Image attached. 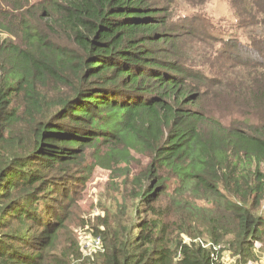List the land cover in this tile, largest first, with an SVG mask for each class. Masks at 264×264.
Listing matches in <instances>:
<instances>
[{
    "label": "trees",
    "instance_id": "trees-1",
    "mask_svg": "<svg viewBox=\"0 0 264 264\" xmlns=\"http://www.w3.org/2000/svg\"><path fill=\"white\" fill-rule=\"evenodd\" d=\"M177 1L0 0V264L79 252L68 180L89 147L113 175L148 159V217L100 231L96 264L246 263L264 246V0H229L230 30L207 0L174 20Z\"/></svg>",
    "mask_w": 264,
    "mask_h": 264
},
{
    "label": "rangeland",
    "instance_id": "rangeland-1",
    "mask_svg": "<svg viewBox=\"0 0 264 264\" xmlns=\"http://www.w3.org/2000/svg\"><path fill=\"white\" fill-rule=\"evenodd\" d=\"M187 2L188 0H178L175 3L174 20L177 19L181 11L190 9ZM201 3H203L201 6L195 8L203 10L205 17H209L210 20V17H216L214 23L217 29H232L230 27L235 23V9L229 0H207ZM66 41L64 40L63 44ZM100 148L102 149L104 146ZM94 154L95 150L89 147L85 156L81 158V162L72 171L73 176H81L82 179L72 177L68 180V189L77 199L76 206L72 211L74 216L69 225L74 234H72V238H75L78 243L79 252L71 253L67 258L61 260V264H96L105 248L103 235L101 236V245H97L94 241L95 237L100 236V231L112 232L129 227L133 230L137 221L148 217L146 206L143 202L140 203L135 195L136 186L134 183V178L146 167L148 159L135 154L137 162L130 166L131 172L118 169L117 174L113 175L111 171L96 165ZM85 176H87V180H83ZM105 223H108V226H105ZM182 237L185 242L191 241V237L184 233ZM200 240L209 241L207 236H202L196 241L200 242ZM209 244L211 243H206L205 247H212ZM68 246L73 248L72 250H76L74 245L68 244ZM238 259L237 254L227 249H224L220 255L221 264H264L263 243L259 241L255 243L252 256L246 263H239Z\"/></svg>",
    "mask_w": 264,
    "mask_h": 264
},
{
    "label": "built area",
    "instance_id": "built-area-1",
    "mask_svg": "<svg viewBox=\"0 0 264 264\" xmlns=\"http://www.w3.org/2000/svg\"><path fill=\"white\" fill-rule=\"evenodd\" d=\"M94 241H95V243H97V245H101L102 244V238H101V236H97V237H95L94 238ZM205 245V244H204ZM211 244H209V246H210ZM206 246V245H205ZM214 249H215V247H213ZM216 255V254H215Z\"/></svg>",
    "mask_w": 264,
    "mask_h": 264
}]
</instances>
